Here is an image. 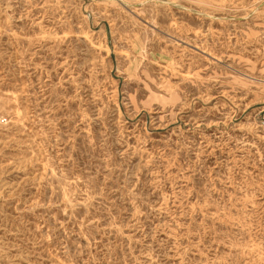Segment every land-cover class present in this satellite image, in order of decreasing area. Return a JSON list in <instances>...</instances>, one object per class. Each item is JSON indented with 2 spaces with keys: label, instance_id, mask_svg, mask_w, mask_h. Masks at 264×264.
Here are the masks:
<instances>
[{
  "label": "rangeland",
  "instance_id": "rangeland-1",
  "mask_svg": "<svg viewBox=\"0 0 264 264\" xmlns=\"http://www.w3.org/2000/svg\"><path fill=\"white\" fill-rule=\"evenodd\" d=\"M0 111V264H264V0H0Z\"/></svg>",
  "mask_w": 264,
  "mask_h": 264
},
{
  "label": "built area",
  "instance_id": "built-area-1",
  "mask_svg": "<svg viewBox=\"0 0 264 264\" xmlns=\"http://www.w3.org/2000/svg\"><path fill=\"white\" fill-rule=\"evenodd\" d=\"M3 120H4V118H3V115H2V113L0 111V124L3 122Z\"/></svg>",
  "mask_w": 264,
  "mask_h": 264
},
{
  "label": "bare ground",
  "instance_id": "bare-ground-1",
  "mask_svg": "<svg viewBox=\"0 0 264 264\" xmlns=\"http://www.w3.org/2000/svg\"><path fill=\"white\" fill-rule=\"evenodd\" d=\"M67 181V180H66Z\"/></svg>",
  "mask_w": 264,
  "mask_h": 264
}]
</instances>
